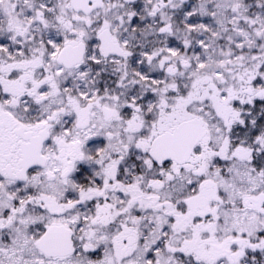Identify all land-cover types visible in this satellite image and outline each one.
Masks as SVG:
<instances>
[{"label": "snow or ice", "instance_id": "1", "mask_svg": "<svg viewBox=\"0 0 264 264\" xmlns=\"http://www.w3.org/2000/svg\"><path fill=\"white\" fill-rule=\"evenodd\" d=\"M0 264H264V0H0Z\"/></svg>", "mask_w": 264, "mask_h": 264}]
</instances>
